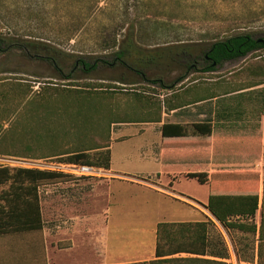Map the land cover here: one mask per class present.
<instances>
[{
    "label": "rangeland",
    "instance_id": "374dc122",
    "mask_svg": "<svg viewBox=\"0 0 264 264\" xmlns=\"http://www.w3.org/2000/svg\"><path fill=\"white\" fill-rule=\"evenodd\" d=\"M2 2L42 9L47 13L49 21L55 23L57 28H62L64 34L79 28L78 35L70 43L63 41L62 49L70 54L75 52V49L83 50V58L89 62L94 60L91 56L88 57L89 52L97 50L104 36L109 37L110 33H116L120 43L133 35L136 45L147 52L162 49L171 51L177 46L190 45L193 47L194 55H199V45L204 41H214L230 35L249 33L264 41V0H2ZM131 25L135 27L134 34L129 31ZM99 53L97 51L95 54ZM101 54L108 63H103L88 74L80 72L81 62L74 64L79 56L67 58L68 60L63 64L64 70H75V78L70 81L56 78L59 75L49 62L30 59L21 54L15 55L9 61L4 56H0V70L7 67L18 71L0 73V75L24 77L34 85L35 89H40L47 83L63 87H81L88 83L91 87L103 89L97 91L100 95L98 102L92 100L78 111L74 110L71 134L77 138L83 133L81 140L93 144L89 145L90 147H95L96 144H100L98 146L112 145L115 152V170H137V166L124 163L116 153L119 150L135 153L145 145H180V143H163L156 124L150 123L152 121L148 118L161 113L162 121L165 118V107L161 102L166 98L165 95H171V90L161 88L154 79L161 77L167 84L171 83L186 71L188 58L183 55L178 57L177 62H173L172 54L169 52L163 64L148 65L144 68L146 79L139 71L127 65L113 63L114 56L111 52ZM127 62L133 65L132 60L127 59ZM203 64V59L199 58L196 68L200 70L190 73L189 79L185 80L186 85L193 83L191 81H197L198 88L196 85L188 86L185 94L190 95L193 89L197 88L199 95L218 94L222 96L221 100L225 104H230L239 100L238 96L231 94L238 87L258 81L264 82V48L246 57L227 61L213 72L202 71ZM258 65L259 70H251ZM261 86L264 87V83L259 87ZM136 93H142L149 100L146 102L143 98L140 102ZM252 96L251 94L246 108L249 111L252 109L258 111L261 101L254 100L257 95L253 96V99ZM97 103L102 106L97 108ZM159 104L162 105L161 112ZM66 127L68 125L58 127L60 136L64 135ZM72 142L70 140V143ZM225 145H228V141ZM74 146L61 145V148ZM96 151V149L90 150L92 154L97 153ZM58 159L57 157L32 158L0 154V164L10 166L58 169V167L62 168ZM67 167H65L66 170ZM74 168L73 173L77 175L72 180L65 181L62 187L64 200H58V198L53 200L57 192H54L52 184L40 188L42 208L48 223L52 222L53 215L51 213L48 215L47 211L51 210L53 205L83 204L84 198L81 193L84 188L87 185L104 182L103 179L109 176L104 168L93 167L89 171L80 167ZM87 180L90 184H86ZM131 180L145 185L155 186L156 184L155 179L150 177L132 176ZM181 185L197 194L195 184L192 182H183ZM113 192L121 206L133 210L122 213L125 218L127 217L126 219L130 220L125 224L126 233H130L132 227L139 225L151 226L156 219L186 220L189 218L186 215L190 211L189 208L175 200L160 199L152 191L131 184H122L115 185ZM85 198H88V204H94V196H85ZM95 198L99 199L100 195ZM180 199L197 206L196 201L192 199L185 197ZM104 204H107L106 200ZM8 237L9 235L0 237V249L4 248L5 243H10ZM0 257L3 259L4 254L0 253ZM0 264L6 263L0 260Z\"/></svg>",
    "mask_w": 264,
    "mask_h": 264
},
{
    "label": "trees",
    "instance_id": "16d2710c",
    "mask_svg": "<svg viewBox=\"0 0 264 264\" xmlns=\"http://www.w3.org/2000/svg\"><path fill=\"white\" fill-rule=\"evenodd\" d=\"M54 24L42 9L7 4L0 0V56L9 61L21 54L30 59L49 62L59 75L56 78L70 81L75 78V70L65 71L63 66L69 57L79 56L74 64L81 62L80 72L88 74L103 63H108L101 54L108 51L114 56L113 63L127 65L146 78L144 68L163 64L169 52L173 62L184 55L188 60L183 74L169 84L161 77L154 79L161 88L171 90V95H165L166 98L161 102L165 109L167 99L177 97L186 86L185 80L189 79L190 73L200 70L196 68L199 58L204 63L201 70L213 72L227 61L246 57L264 48L261 38L241 33L204 41L199 45V55L192 53L193 47L190 45L177 46L171 51L162 49L147 52L136 45L133 35L120 43L117 34L110 33L109 37L104 36L97 50L89 52L88 57L94 59L89 62L83 58V50L80 52L75 49L78 53L73 52L71 55L62 49L63 41L70 43L78 35L79 28L64 34L62 28ZM129 31L134 34L135 27L131 25ZM97 51L100 53L95 54ZM127 59L132 60L133 65H129ZM259 69V65L251 68L255 71ZM6 72L18 71L7 67L0 70V73ZM102 90L88 83L81 87L47 83L35 89L24 77L0 75V154L32 158L57 157L61 164L110 169V144L90 147L93 144L81 140L83 133L77 138L71 134L74 110L78 111L92 100L98 102L100 95L97 91ZM136 94L140 102L143 98L146 102L149 100L142 93ZM162 105L159 104V108ZM101 106L97 103V108ZM112 111L115 112L114 109ZM149 117V121H161V113ZM60 125H68L62 137L58 130ZM161 139L163 143L207 144L212 140V124L209 121L191 125L165 122L161 126ZM70 140L73 142L70 143ZM61 145L75 146L61 148ZM92 149H96L97 153L92 154ZM75 175L55 168L0 164V237H20L42 230L40 187L57 181H70ZM187 176L201 183L208 182L206 173L190 172ZM210 185L206 207L223 226L230 225L228 220L233 215L253 216L256 213V191L251 194H234L228 182L211 181ZM215 226L210 218L199 221H161L157 225L156 258L139 264H229L224 260L230 256L228 245L222 233L215 231Z\"/></svg>",
    "mask_w": 264,
    "mask_h": 264
},
{
    "label": "crops",
    "instance_id": "0c3cea01",
    "mask_svg": "<svg viewBox=\"0 0 264 264\" xmlns=\"http://www.w3.org/2000/svg\"><path fill=\"white\" fill-rule=\"evenodd\" d=\"M263 83L258 81L238 87L231 94L238 96L239 100L230 104H225L218 94L199 95L197 81L184 86L177 97L167 99L165 118L150 123H155L161 133V126L165 122L191 125L209 121L212 124L210 143L145 145L135 153L119 150L116 155L124 163L138 167L132 171L114 169L115 152L110 145L111 167L105 169L109 176L103 179L104 182L84 188L81 193L84 203L53 205L47 211L48 215H53L51 223L47 222L41 203L42 230L18 238L8 237L10 243H5L4 248L0 249V253L4 254L0 260L6 264L139 263L156 258L159 222L210 218L216 225L215 231L222 233L228 245L230 256L224 260L229 264H264V87H259ZM193 85L197 88L193 89L192 94H185L188 86ZM251 94L257 95L254 100L261 101L258 111L246 108ZM226 141L228 145H225ZM65 167L58 169L69 173L75 171L72 166H68L67 170ZM190 172L206 173L208 182L201 183L196 178L188 177ZM132 176L150 177L155 179L156 184L132 181ZM211 181L228 182L234 194L256 191V213L253 216L233 215L228 220L230 225L223 226L206 207ZM85 182L90 184L89 180ZM183 182L195 184L197 194L183 187ZM64 183H52L54 192H57L54 201L56 198L65 199L62 190ZM122 184L152 191L160 199L182 203L190 210L186 213L189 218L156 219L151 226L139 225L126 233L125 224L130 220L122 213L133 210L121 206L113 192L115 185ZM99 195L100 198L96 199L95 196ZM85 196H94V204H88ZM182 197L196 201L197 206L180 199ZM105 200L107 204H104Z\"/></svg>",
    "mask_w": 264,
    "mask_h": 264
},
{
    "label": "built area",
    "instance_id": "2783aa9c",
    "mask_svg": "<svg viewBox=\"0 0 264 264\" xmlns=\"http://www.w3.org/2000/svg\"><path fill=\"white\" fill-rule=\"evenodd\" d=\"M60 166H62V168H64L65 166H72L73 168L74 167H80V168H84L85 170L89 171L91 170L93 167H90V166H85V165H75V164H61L59 163ZM49 168V167H48ZM56 169V168H55ZM59 170V169H58ZM63 171V170H62ZM71 173V172H70Z\"/></svg>",
    "mask_w": 264,
    "mask_h": 264
}]
</instances>
